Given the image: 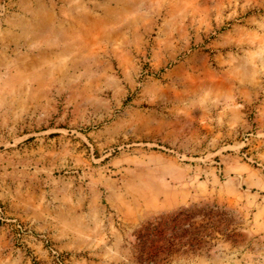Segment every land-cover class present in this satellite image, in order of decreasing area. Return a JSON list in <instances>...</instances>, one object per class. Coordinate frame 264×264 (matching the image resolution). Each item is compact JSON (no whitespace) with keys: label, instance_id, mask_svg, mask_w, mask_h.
Listing matches in <instances>:
<instances>
[{"label":"rangeland","instance_id":"rangeland-1","mask_svg":"<svg viewBox=\"0 0 264 264\" xmlns=\"http://www.w3.org/2000/svg\"><path fill=\"white\" fill-rule=\"evenodd\" d=\"M202 204L166 264H264V0H0V264H139Z\"/></svg>","mask_w":264,"mask_h":264},{"label":"trees","instance_id":"trees-1","mask_svg":"<svg viewBox=\"0 0 264 264\" xmlns=\"http://www.w3.org/2000/svg\"><path fill=\"white\" fill-rule=\"evenodd\" d=\"M221 214L217 207L202 204L181 208L145 222L135 232L137 263L166 264L173 255L193 254L214 239L215 229L221 225ZM198 216L203 223H194V218ZM210 220L214 223L207 224Z\"/></svg>","mask_w":264,"mask_h":264}]
</instances>
